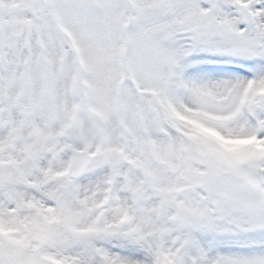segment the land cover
<instances>
[{
  "label": "snow or ice",
  "instance_id": "1",
  "mask_svg": "<svg viewBox=\"0 0 264 264\" xmlns=\"http://www.w3.org/2000/svg\"><path fill=\"white\" fill-rule=\"evenodd\" d=\"M0 264H264V0H0Z\"/></svg>",
  "mask_w": 264,
  "mask_h": 264
}]
</instances>
